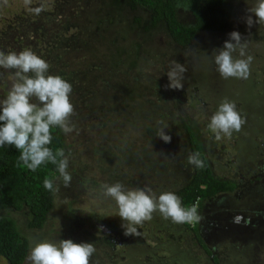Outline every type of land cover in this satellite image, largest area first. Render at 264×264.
<instances>
[{
    "label": "rangeland",
    "instance_id": "1",
    "mask_svg": "<svg viewBox=\"0 0 264 264\" xmlns=\"http://www.w3.org/2000/svg\"><path fill=\"white\" fill-rule=\"evenodd\" d=\"M256 3L235 0L236 14L224 30L200 33L182 47L165 26L151 25L150 11L123 8L116 0H0V51L30 49L50 65V75L72 85L74 131L62 133L70 185L55 175L57 199L40 229L28 227L27 208L3 212L14 216L30 245L93 243L90 264H264V25L246 23ZM178 17L192 23L186 11L178 10ZM233 31L253 58L247 79H223L216 70V51ZM172 61L187 69L179 90L166 87ZM14 79L13 70L0 68V102ZM225 99L246 123L218 139L208 124ZM185 123L228 186V192L202 200L197 211L207 217L202 231L213 226V234L199 243L192 231L157 212L137 226V235H125L115 202L101 194V186L119 182L179 197L193 174ZM164 125L170 143L156 136ZM220 205L258 224L246 229L243 218L232 222L228 213L220 215ZM0 264L8 262L1 258Z\"/></svg>",
    "mask_w": 264,
    "mask_h": 264
},
{
    "label": "clouds",
    "instance_id": "2",
    "mask_svg": "<svg viewBox=\"0 0 264 264\" xmlns=\"http://www.w3.org/2000/svg\"><path fill=\"white\" fill-rule=\"evenodd\" d=\"M35 11L39 13L41 9ZM249 12L252 14L246 20L249 27L253 23L264 25V0H257ZM246 47L240 33L233 31L223 47L217 49L214 63L223 79L248 78L253 58L246 55ZM234 53H238L239 58L234 57ZM171 63L173 67L167 72L169 84L166 87L179 90L183 87L187 69L176 61ZM0 68L13 70L15 77L6 99L0 102V147L14 146L20 153V161L32 171L46 162L58 165L64 186H69L72 179L67 170L69 158L63 149L53 152L49 145L53 129L59 128L64 134L74 131L71 123L74 106L70 101L72 85L58 75H50V65L30 49L7 54L0 51ZM158 123L163 124L162 121ZM245 123L235 103L225 99L210 117L208 128L219 139L241 131ZM166 128L167 125L159 128L156 136L170 143L171 136L165 134ZM198 155H189L188 163L203 167ZM43 186L53 193L59 191L54 180L45 179ZM101 187V194L115 202L117 215L124 222L125 235H137V226L150 221L157 212L177 224L199 219L196 209L186 210L180 198L172 192L157 196L150 188H126L119 182ZM95 251L93 243H74L71 239H62L58 243L41 241L31 248L28 261L30 264H90Z\"/></svg>",
    "mask_w": 264,
    "mask_h": 264
},
{
    "label": "trees",
    "instance_id": "3",
    "mask_svg": "<svg viewBox=\"0 0 264 264\" xmlns=\"http://www.w3.org/2000/svg\"><path fill=\"white\" fill-rule=\"evenodd\" d=\"M234 1L116 0L123 8L128 6L132 10L144 8L150 11L151 25L165 26L174 43L182 47L190 45L200 33L224 30L232 20V15L236 14ZM178 10L190 14L192 23H182L178 17ZM134 22L139 23V17L136 16ZM185 127L189 152L198 153V158L203 161L204 166L193 165L192 178L178 195L182 207L186 210L194 207L199 211L202 200L214 198L218 193L228 191V186L213 172L204 153V143L196 130L189 123H185ZM52 137L49 147L53 152L57 149L65 151L63 134L59 128L52 130ZM19 156L20 153L14 146L0 147V259L5 258L8 264H24L33 244L30 245L28 238L20 231L14 216L3 212H20L27 208L28 227L40 229L57 199L56 192L46 190L43 184L45 179L54 180L55 175L59 173L58 165L46 162L32 171L20 161ZM199 214L197 213L198 220L181 224L185 229L192 231L197 241L202 243L206 233L200 226L202 215ZM197 231L200 233L197 234ZM10 235L14 237L13 242L9 241Z\"/></svg>",
    "mask_w": 264,
    "mask_h": 264
},
{
    "label": "crops",
    "instance_id": "4",
    "mask_svg": "<svg viewBox=\"0 0 264 264\" xmlns=\"http://www.w3.org/2000/svg\"><path fill=\"white\" fill-rule=\"evenodd\" d=\"M221 213H223V214L228 213L229 216L227 215V218H229L232 222H234V221H237V222L243 221V220H241V218H243L241 216V214H235L234 212L227 211V209L224 207V205H223V207L220 208V215H221ZM243 219H244L245 222H247V219L246 218H243ZM245 224H246L245 225L246 229L252 225L251 223H250V225H249V223H245ZM212 227L213 226L209 227L206 230V235H210V234L212 235L213 234V230L214 229Z\"/></svg>",
    "mask_w": 264,
    "mask_h": 264
},
{
    "label": "flooded vegetation",
    "instance_id": "5",
    "mask_svg": "<svg viewBox=\"0 0 264 264\" xmlns=\"http://www.w3.org/2000/svg\"><path fill=\"white\" fill-rule=\"evenodd\" d=\"M226 192H228V191H226ZM219 195V194H218ZM217 196V195H216ZM215 197V196H214ZM221 207H223V205H220V206H217V208L220 210V208ZM256 209L257 208H251V209H249L250 211H253V212H255L256 211ZM218 212V211H217ZM218 213H220V212H218ZM203 218L205 219H207V217H204V213L202 214V218H201V220H200V222L203 220ZM246 219H247V223H249V225H250V223L251 224H258V223H256L254 220H252V218L251 217H246ZM211 227V226H210Z\"/></svg>",
    "mask_w": 264,
    "mask_h": 264
}]
</instances>
